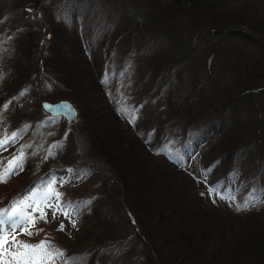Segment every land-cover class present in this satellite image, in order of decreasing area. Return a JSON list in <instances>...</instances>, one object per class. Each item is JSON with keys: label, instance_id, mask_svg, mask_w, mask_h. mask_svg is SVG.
Segmentation results:
<instances>
[{"label": "trees", "instance_id": "trees-1", "mask_svg": "<svg viewBox=\"0 0 264 264\" xmlns=\"http://www.w3.org/2000/svg\"><path fill=\"white\" fill-rule=\"evenodd\" d=\"M44 1L22 0L12 9L17 13L40 12ZM107 1L120 3L121 0ZM223 1L228 2L166 0L156 3L157 8L150 9L151 0H132L131 6L124 10V18L122 15L118 22L111 19L108 25L99 27L97 42L100 55L98 50L94 52L87 47L86 39L80 36L81 40L73 26L69 28L68 23L60 19L50 29V38L44 36L45 39L40 41L32 36L20 38L16 47L19 52L26 53V57L9 59L6 53H2L4 49H10L2 26L7 10H0V106L12 97L24 103L27 92L34 95L37 102L44 98H68L84 112L81 134L83 131L86 137L93 139L97 134L102 152L101 157L96 155L87 161L90 171H99L97 185L93 183L95 174L89 172L71 187L73 194L67 191L68 184L58 189L66 203L81 205L78 209L80 229L70 233L60 231L59 219L52 217L47 222L37 219L30 230L34 234L22 237L25 243L36 244L47 239L52 249L64 253V258L57 259L55 264H101L103 260L104 264H264V202L256 199L260 196L257 194L254 203L243 207L244 202L251 199L254 189L264 194V104L258 103V96H264V63H257L260 59L247 55L242 48L237 51L227 49L226 58L221 60L217 57L220 55L219 44L214 47V53L210 52V47L207 52L209 65L220 61L216 63L214 74L227 80L219 90L203 89L202 95L194 96L198 104L186 110L182 108L184 97L180 96L175 101L173 93L154 103L163 93L161 89L167 85L162 78L172 74L168 71L166 75H159L163 69L158 67L160 61H156L142 79L140 66L135 70L133 61H126L133 48L144 44L139 39L144 36L151 38L148 31H143L148 27V21L155 26L166 22L175 26L181 24L180 19L186 18L192 25L190 39L199 37L202 40V35L207 34L230 38L237 33L247 43L259 45L264 40V29L255 23H245L248 30L242 24L247 16L240 12L232 13V8L220 11L216 5ZM70 12L68 9L61 13L64 16L76 15L75 9L72 14ZM231 15L233 19L242 20L237 19L240 22H236ZM131 29L136 35L131 33L129 38ZM120 31L121 35L118 34ZM165 32L170 35L167 37L170 41L180 42L176 33ZM120 38L121 44L133 41L126 45L127 51L112 61V66L107 60L118 50ZM100 40L103 43H99ZM180 48L171 46L170 54L165 55V59L174 60L180 54L179 62L171 61L172 68H180L187 58V52ZM196 49L195 43L190 46V50ZM102 55L105 57L100 61L98 58ZM117 74L121 78L139 76L143 88L136 95L150 93V118L132 117L114 108L116 104L108 99L105 85L109 75ZM191 75L187 80L192 79ZM148 84L151 86L146 87ZM136 86H140L139 82ZM21 92L24 95H19ZM219 95L221 98L215 100ZM216 104L221 109H217ZM168 109L170 113L166 115L172 119L164 116ZM180 111L187 116L183 129L178 121H174ZM214 113L216 115L212 117ZM50 120L39 104L35 110L8 108L0 113V137L19 133L11 146L0 152V165H6L21 150L24 154L23 170L11 176L6 183H0V204L7 206L14 194L29 187L41 175L45 178L39 182L54 178L56 172L63 170H50L49 154L41 144L49 140ZM171 121V134H161L163 126ZM179 135H186V140H178L181 138ZM176 144L181 145L178 153L170 152L167 147ZM209 149H212V154L208 153ZM236 153L243 154L237 158ZM178 155L187 158L186 163H181ZM107 170L110 173L106 174ZM173 174L186 175L182 177V185L173 179ZM108 180L112 189L121 196L122 205L116 198V207L112 202L115 200L113 192L108 194L113 198L111 204L115 206V216H111L114 211L111 208L108 211L98 208L94 212L87 209L94 200L100 202L88 189L89 184L104 188L102 181ZM210 186L217 187L221 193L220 201L213 198L210 204L207 202L212 213H208L201 200L208 192L215 194L210 191ZM123 199L130 219L123 209ZM118 209L139 229L148 247L128 252L127 239L137 233L133 230L117 237L120 230L114 217L121 215Z\"/></svg>", "mask_w": 264, "mask_h": 264}, {"label": "rangeland", "instance_id": "rangeland-1", "mask_svg": "<svg viewBox=\"0 0 264 264\" xmlns=\"http://www.w3.org/2000/svg\"><path fill=\"white\" fill-rule=\"evenodd\" d=\"M111 1H119V0H111ZM132 0H121L120 3L110 2L107 0H45L42 9L40 12H32V13H21L16 12L12 9V6L15 4H20L22 0H0V10L7 12L5 13V16L2 21V26L4 28L5 33V39L8 40V45L10 47L9 50L4 49L2 53L7 54V59L11 57H26V53L19 52L17 50L16 45H19L18 40L20 38H26L28 36H32L34 39L40 41L41 39H47L50 37H47V33H49L50 29L57 25L62 19L65 24L69 28H73L76 30L78 37L81 39L80 36H84L87 42V47H89L92 51L96 52L95 50L100 49V46L97 42V31H99V27L102 28L103 25H108L109 21L112 19L115 22H118L121 19V16L125 15L124 10H126L127 6H131ZM152 5H150L148 8H157L156 3H163V1L166 0H151ZM223 1L224 4L216 5L219 6V10L222 11L226 8H232V13L240 12L244 13L247 18L246 20H242L244 23V27H246L248 30V24L249 23H255L259 25V27H262L264 29V0H227ZM215 7V6H214ZM72 10L75 9L76 15L71 16L68 14V16H64L61 12L62 10ZM24 10V8L22 9ZM242 15V14H241ZM232 18V15H231ZM241 18V17H240ZM233 19V18H232ZM240 20L239 18H237ZM237 19H233L236 22H240ZM181 24L178 25H170V23H165L163 25L155 26V24L151 23L150 21L147 22L148 27L143 29V31H148V36H151V38L144 36L142 39H139V41L144 44L133 48L130 53L128 54V57L126 61L132 62L133 61V69H137V66H140L142 75H146L149 73L150 70H152V66L156 61L159 62L158 67H162L161 72L159 75L167 74L168 71L171 72L170 77H164L162 78V81L167 84L161 89L160 97L156 99L154 103H159V101L162 99H165V97L170 94H172V97L175 101L179 100V97H184V100L182 102V108L189 110V107L192 106L193 108L198 104V100L194 99V96L202 95V90L207 89L209 91L213 90H219L222 88L225 84V81L227 79H224L220 75L214 74L217 64L220 63V61L213 63L212 65H209V48L212 47V53H214L216 50L214 47L219 44L220 52L217 57L221 60L225 59L226 57V50L229 48H233L239 50L244 49L247 55H250L258 60L257 63H264V40L261 41L259 45H251L246 42V40L241 39L237 33L233 35V37L230 38H224L223 36H210V35H202V40L199 37H196L195 39H190V32L189 30L192 28V25L190 24V19H180ZM180 22V21H179ZM248 23V24H245ZM143 28V27H142ZM179 30V31H177ZM72 31V30H70ZM134 30L131 29L130 32H128V37L131 38V33L136 35V33L133 32ZM142 31V32H143ZM165 31H169L172 33H176V36H179L180 42H173L170 41L169 37L170 35H167ZM141 32V33H142ZM46 33V34H45ZM45 34V35H44ZM121 35V31L118 33ZM46 36L45 38H43ZM262 39V38H261ZM82 40V39H81ZM119 41V48L116 51V53L113 52V54L110 55L108 58L109 64L113 66L112 61L117 59V56H121V52L127 51L126 45H129L131 43V40H128V44H125L124 42L121 44V38L118 39ZM202 42V43H201ZM99 43H103V40H100ZM195 43L197 49L196 50H190V46H192ZM198 43H201L200 45ZM173 46V48L181 47L180 49L187 52L185 55L187 56L186 60L181 63L180 68H172L173 63L172 62H179L180 54H177V58L174 60L165 59V55L170 54V48ZM205 48V49H201ZM125 49V50H124ZM49 54V53H48ZM211 54V53H210ZM98 55H100V51L98 52ZM142 55V56H141ZM213 55V54H212ZM105 56H99V60L103 61ZM141 57L143 60H141ZM162 59L165 61L162 62ZM211 60L215 61L214 56H211ZM166 61H169L170 63H167ZM106 63V62H105ZM124 63V62H123ZM106 65V64H105ZM183 67H186V70L183 69ZM208 65V66H207ZM154 67V66H153ZM259 67H261L259 65ZM1 70V69H0ZM211 70V71H210ZM264 71V70H263ZM192 73V75H191ZM191 75L192 79L187 80L188 76ZM108 76V75H107ZM135 76H125L123 78L119 77V74L117 75H109L108 81L105 85V90L109 92L108 99L114 101L116 104V107H114L116 110L122 111L121 109H125L128 115H131L133 117H147L150 118L151 113V104L152 100H150V93H146L144 96H138L136 95L137 91L143 88L142 80ZM188 81V82H187ZM137 82H139L140 86H136ZM104 83V82H103ZM156 83V82H155ZM151 85L148 84L146 87H150ZM104 90V91H105ZM58 93V92H57ZM1 95V93H0ZM15 99L10 98L12 100V103L9 105L8 108H26L30 111L31 108L36 109V106L38 104L36 98L34 95L27 92V95L25 97L24 103H21L19 99L14 97ZM127 98V99H125ZM221 98L219 95L215 100L218 101V99ZM50 100H56V99H50ZM125 101V102H122ZM146 101V103L144 102ZM258 103L260 105L264 104V96L260 97L258 96ZM135 102V104L131 103ZM217 107V104L215 105ZM79 108V107H78ZM197 109V108H196ZM217 109H221V107H217ZM153 110V109H152ZM193 110V109H191ZM80 116L78 121H76L74 124H72V127L69 128L67 124H65V121L62 118H59L58 120H50L49 128L47 131V135L49 137V140L46 142H41V144L45 145V149L48 152V159H49V166L53 168V170H57V167H62L61 172H56L55 177L51 179H46L44 181L38 182L34 186H39L41 190L46 188L47 183L51 182L52 179H55L56 183L54 187L58 190L59 188L63 187L65 184L69 183L67 186V191L73 194L72 186H76L78 183V180H80L83 176H85L87 173L91 172L95 174L93 176V183L97 185L100 181L99 171H97L95 168L94 170H89L88 166L89 160L93 159L97 156H102V152H100V146L101 144L98 142L99 136L97 134H94L95 139L93 137H86L84 132L83 134L80 132V126L85 122V119L83 118L85 115L84 112L79 108ZM170 109L166 110L164 116L167 114L169 115ZM177 114V119L174 121H178L179 127L183 129L185 125V120L187 119V116L183 114L182 111H180ZM169 119H172L171 116H167ZM216 113L212 115L215 116ZM34 124V123H33ZM32 124V125H33ZM171 124H173V121L170 122V126H163V129H159L161 131V134H171ZM156 128V127H155ZM30 131L32 130V127L29 128ZM157 129V128H156ZM185 130V129H184ZM228 130H233V128H229ZM11 135V134H10ZM10 135H6L3 137H0V140L5 139L6 137H9ZM88 136V135H87ZM175 137L174 135H172ZM186 135H179L178 140H183ZM187 138V137H186ZM186 139H184L185 141ZM100 141V140H99ZM12 142H10L8 145H11ZM7 146V145H6ZM180 144H176L174 146H169L168 148L173 151V153H178V149L180 148ZM5 148V147H4ZM3 148H0V152L2 153ZM212 149H209L208 153L212 154ZM243 153H236L235 157L239 158ZM252 155V152L249 153ZM104 155V154H103ZM255 156V155H253ZM1 158V155H0ZM181 161L183 163H186L187 158H185L183 155L181 156ZM105 167V166H104ZM112 170V169H111ZM106 171V167H105ZM217 173V169L215 170ZM101 172V170H100ZM197 174H199V170H196ZM110 173V170H107L106 174ZM216 175V174H214ZM186 176L184 175H178L173 174V179L177 181L179 185L183 184V178ZM43 178V177H42ZM45 178V177H44ZM108 178L113 179L110 175H108ZM104 183V188L101 186L94 187L93 185L89 184L90 187L88 188L90 192H93L95 195V198L99 199L100 202L94 200L93 204H90L87 209L97 210L105 209L108 211V209H114L111 214V216L116 215L115 206L111 204V201L113 200L112 196H108V194H112L114 197V204L117 207L116 198L120 199L121 203V196L120 193L113 190L110 186L109 180L108 182L102 181V184ZM75 184V185H74ZM161 185V184H159ZM211 189H213L212 186H210ZM20 189L19 191H21ZM111 190V191H110ZM21 193L20 195H23ZM107 195V196H105ZM104 197V198H103ZM123 198V197H122ZM214 198V195L210 192H208L205 196V199L201 200L204 202L203 204L207 206L208 213H212L211 207H210V201ZM217 198V197H216ZM214 200V199H213ZM212 200V201H213ZM259 200H262L264 202V195H262ZM123 202V209L125 210L126 214L128 213V210L126 209V206L124 205V199ZM209 202V204H207ZM60 203L62 205H65L67 203L62 202V198ZM212 204V203H211ZM100 205V206H99ZM122 205V203H121ZM201 206V205H200ZM119 214L122 213L121 209H118ZM47 212V219L52 218V210L51 209H45ZM211 211V212H210ZM36 216L39 217V212L36 213ZM56 219H59V222H63L66 232H75L76 230L80 229V212L78 210V214L74 215L71 219L75 220V227L72 226L69 219H66L63 215L58 214ZM115 218V224H117L118 229L120 230V234H116L118 236L125 235L127 232H132V228L130 227V220L126 218L123 214L117 215ZM129 221V222H128ZM83 225L84 222L81 221ZM213 223V222H212ZM134 227V226H133ZM32 227H30V230ZM135 229V228H134ZM136 230V229H135ZM26 235L23 233H20L17 231L16 233V239L19 241H23L22 237ZM233 238V236H232ZM128 241V252H136L139 250H143L142 248H145L144 245L140 243L138 240V234L133 235L129 238ZM24 242V241H23ZM146 244L145 242H143ZM15 250V249H14ZM118 252V251H117ZM134 259H137L134 258ZM105 260L101 262V264H104Z\"/></svg>", "mask_w": 264, "mask_h": 264}, {"label": "snow or ice", "instance_id": "snow-or-ice-1", "mask_svg": "<svg viewBox=\"0 0 264 264\" xmlns=\"http://www.w3.org/2000/svg\"><path fill=\"white\" fill-rule=\"evenodd\" d=\"M19 95H24V92ZM11 103L12 100H9L0 106V113L7 110ZM18 134L12 133L9 137L0 140V148L14 142ZM23 161L24 154L21 150L20 154L14 156L6 165H0V183H6L11 176L22 171ZM55 183V179H52L43 190L38 185L30 187L23 195L15 197L7 207L0 208V264H55L57 259L64 258V253L59 249H52L47 239L36 244H28L16 239L17 231L32 236L34 233L30 231V227L34 226L37 219L47 222L45 209L52 210L53 218L58 214L63 215L75 227V220L71 218L78 214L81 205L71 202L62 205L60 203L62 193L54 187ZM210 191L215 192L216 189ZM228 198L232 199V197ZM254 200L255 197L245 201L243 207H248L249 204L254 203ZM37 212L39 217L36 216ZM64 227V223L61 222L59 230L63 231Z\"/></svg>", "mask_w": 264, "mask_h": 264}, {"label": "water", "instance_id": "water-1", "mask_svg": "<svg viewBox=\"0 0 264 264\" xmlns=\"http://www.w3.org/2000/svg\"><path fill=\"white\" fill-rule=\"evenodd\" d=\"M41 108L44 113L51 117H63L68 124L74 123L79 118L78 109L68 99H61L56 102L42 100Z\"/></svg>", "mask_w": 264, "mask_h": 264}]
</instances>
